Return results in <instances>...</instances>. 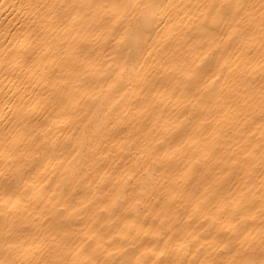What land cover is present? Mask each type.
<instances>
[{"label": "bare ground", "instance_id": "obj_1", "mask_svg": "<svg viewBox=\"0 0 264 264\" xmlns=\"http://www.w3.org/2000/svg\"><path fill=\"white\" fill-rule=\"evenodd\" d=\"M0 264H264V0H0Z\"/></svg>", "mask_w": 264, "mask_h": 264}]
</instances>
